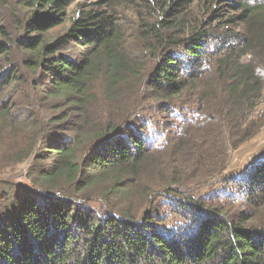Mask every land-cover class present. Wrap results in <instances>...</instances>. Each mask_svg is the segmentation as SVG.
I'll list each match as a JSON object with an SVG mask.
<instances>
[{
  "label": "trees",
  "instance_id": "trees-1",
  "mask_svg": "<svg viewBox=\"0 0 264 264\" xmlns=\"http://www.w3.org/2000/svg\"><path fill=\"white\" fill-rule=\"evenodd\" d=\"M71 1L30 0L17 33L0 25V149L28 160L26 182L0 180V264H264V150L230 171L262 103L264 0H209L181 38L159 20L155 63L136 70L105 8L49 37ZM217 19L243 34L210 32ZM176 147L159 191L142 187Z\"/></svg>",
  "mask_w": 264,
  "mask_h": 264
},
{
  "label": "rangeland",
  "instance_id": "rangeland-1",
  "mask_svg": "<svg viewBox=\"0 0 264 264\" xmlns=\"http://www.w3.org/2000/svg\"><path fill=\"white\" fill-rule=\"evenodd\" d=\"M100 0H72L66 7L67 20L64 24L58 25L52 28L48 34L49 37H53L60 34L63 28L68 26L69 18L76 15L79 8L88 6H94L95 8H105L109 12L116 13L117 24L120 30L118 46H122L123 52L128 56L129 62L132 61L135 65L134 69L140 67H151L154 65L156 58V52L160 51L159 42H157V36L154 37L155 28H153L159 20L167 19L170 23L163 25L157 30L159 36L162 37H184L188 35L192 26L196 25L200 21H205L212 18L209 9L211 3L209 0H183L181 6L177 11H173V17L164 16L163 10L166 9L168 3L171 0H106V3L100 5ZM152 1L157 2L152 3ZM237 1V0H236ZM30 0H0V25H7V29L11 33H17L20 30V25L25 21L26 16L33 9L29 4ZM94 4V5H93ZM100 5V6H99ZM217 6V4H216ZM227 9V8H226ZM226 16V13H223ZM231 14V13H228ZM225 20V19H223ZM155 24L153 27L152 25ZM211 31L217 34H226V30L243 34L244 28L239 22L231 24H225V21L219 19L212 21ZM264 60V59H263ZM264 63H261V67H258L260 77H264ZM210 90L205 88L199 95L190 93L187 98L191 99L193 96L204 97V100H208ZM262 103L259 104L258 115L250 120L249 127L253 128V134L241 144L236 151L233 152L231 158L230 171L241 170L249 161L253 159L254 155L261 153L264 150V89H263ZM210 104V103H209ZM183 116V114H182ZM170 119V121H169ZM168 124L172 125L173 119L169 118ZM193 122H195L193 120ZM192 125L193 123L189 122ZM252 125V126H251ZM256 131V132H255ZM0 146L6 144L9 141V136L6 133L1 134ZM178 147V146H177ZM177 147L171 152L173 157L155 156L153 160L144 165L139 174L140 185L149 190L154 189L159 191L162 184V170L166 161H171L173 166H178L180 163V153H178ZM25 160L23 162L14 164L12 166L7 162V156L4 159V150L0 149V180L11 179L26 182L24 174L26 171ZM99 190L101 187H98ZM97 188V189H98ZM264 215V211H263Z\"/></svg>",
  "mask_w": 264,
  "mask_h": 264
}]
</instances>
